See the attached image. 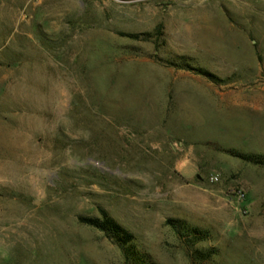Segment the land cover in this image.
I'll list each match as a JSON object with an SVG mask.
<instances>
[{
    "label": "rangeland",
    "instance_id": "374dc122",
    "mask_svg": "<svg viewBox=\"0 0 264 264\" xmlns=\"http://www.w3.org/2000/svg\"><path fill=\"white\" fill-rule=\"evenodd\" d=\"M227 149L264 154V0H0V264H123L100 208L153 264H264Z\"/></svg>",
    "mask_w": 264,
    "mask_h": 264
},
{
    "label": "trees",
    "instance_id": "16d2710c",
    "mask_svg": "<svg viewBox=\"0 0 264 264\" xmlns=\"http://www.w3.org/2000/svg\"><path fill=\"white\" fill-rule=\"evenodd\" d=\"M188 63L180 64V68L189 67ZM200 74L212 77L207 71L195 68ZM227 153L236 156L246 162L256 165H264V154L253 152H240L235 149H227ZM100 216H79L78 221L93 227L104 234L122 252L123 264H153L148 253L140 251L134 245V235L125 227L115 221L106 210L99 209ZM172 230L191 249L194 244L209 238V232L196 226L189 225L185 220L169 217L165 220ZM192 258L203 261L210 258L215 250L193 249Z\"/></svg>",
    "mask_w": 264,
    "mask_h": 264
},
{
    "label": "built area",
    "instance_id": "2783aa9c",
    "mask_svg": "<svg viewBox=\"0 0 264 264\" xmlns=\"http://www.w3.org/2000/svg\"><path fill=\"white\" fill-rule=\"evenodd\" d=\"M210 180H211V181H217V180H218V176H217V175H213V176L210 177ZM238 195H239L240 197H242V196L244 195V193L241 192V191H238Z\"/></svg>",
    "mask_w": 264,
    "mask_h": 264
}]
</instances>
